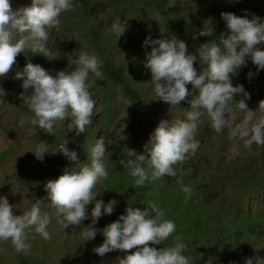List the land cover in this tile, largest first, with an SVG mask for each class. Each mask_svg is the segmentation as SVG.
<instances>
[{"label": "rangeland", "instance_id": "rangeland-1", "mask_svg": "<svg viewBox=\"0 0 264 264\" xmlns=\"http://www.w3.org/2000/svg\"><path fill=\"white\" fill-rule=\"evenodd\" d=\"M10 3L16 11L31 6L32 0H10ZM72 3V10L61 13L59 27L48 30L46 50L31 53L26 48L7 76L0 77V196L13 205L14 215L29 211L40 200L42 212L50 217L47 231L51 236L44 240L33 230L27 240L30 250L19 253L10 241L0 242V264H118V257L126 254L118 250L103 257L96 254L94 248L105 239L102 231H97L94 239L84 241L82 232L92 223L94 202L88 205L89 219L64 229L47 199V181L57 179L66 169L79 171L90 165V150L99 138L105 142L108 176L94 191L105 204L113 199L117 203L113 213L102 215L95 228L102 230L126 215L129 204L146 209L152 200L148 192H160L162 195L153 198L154 202H172L179 210H162L164 218L176 224V231L162 244L150 247L174 246V238L179 236L182 241L185 238L184 254L192 257L191 264H237L236 257L240 256H250L254 262L264 259V146L255 143L250 149L244 146L240 131L245 113L238 110L236 101L230 102L232 111L226 112V124L220 132L211 127L207 115L201 117L196 134L200 146L195 154L177 164L183 166L177 176L138 186L136 178L120 164L121 159L128 158L129 149L144 153V145L161 120L170 123L186 119L190 101L198 95V90L189 84L190 95L179 105L158 101L150 69L145 67L146 53L152 47L143 46L145 39L175 36L187 44L189 53H195L203 43L215 40L219 44L220 34L228 33L222 12L248 18L255 14L264 20V0H72ZM100 13L103 20L99 19ZM118 19L127 21V30L119 39L111 32L112 23ZM210 22L214 35L193 39ZM260 46L264 50V45ZM82 52L101 61L103 74L89 77L90 83L95 81L89 89L96 101L92 124L77 136L74 129L68 128L72 122L68 117L57 120L53 132L46 133L32 123L34 113L19 99L23 81L15 78L16 72L23 71L30 62L55 77L59 71L74 70L75 59ZM194 66L199 72V62ZM231 82L233 86L243 85L250 95L245 102L249 109L256 110L255 123L264 115L258 110L259 101L264 100V69H258L248 58L246 66L231 76ZM243 98V94L234 97ZM64 140L68 141L67 148L77 154L76 161L50 153ZM42 143L49 153L40 161L34 151ZM144 167H148L147 162ZM184 183L194 186L190 196L182 191ZM188 198H192L188 204L197 208L193 213L186 212L187 206L183 208ZM198 213L200 218H208L203 224L209 231L197 230L200 225L192 217ZM247 238L246 245L242 241Z\"/></svg>", "mask_w": 264, "mask_h": 264}, {"label": "clouds", "instance_id": "clouds-1", "mask_svg": "<svg viewBox=\"0 0 264 264\" xmlns=\"http://www.w3.org/2000/svg\"><path fill=\"white\" fill-rule=\"evenodd\" d=\"M73 8L72 0H32L29 7L14 11L10 0H0V77H5L16 64V58L26 48L31 53H43L49 39V29L58 28L62 12ZM221 17L228 33H221L220 43L215 40L203 43L195 53H189L187 44L177 39L162 36L159 39L146 38L143 46L151 45L146 53L145 67L150 69L154 94L169 105H179L190 95L188 85L198 90L190 101V110L186 119L170 122L161 120L144 145V153L128 150V158L120 164L128 169L135 184L142 186L146 181L153 183L177 176L181 165L189 154H195L200 146L196 134L201 117L207 115L211 127L220 132L225 127L226 112H231V101H236L240 112L245 113L240 138L246 148L252 144L264 146V115L255 123L256 110L249 109L246 100L250 95L243 85L233 86L231 76L246 66L247 59L258 69H264V20L253 14L251 18L237 16L231 12H222ZM99 19L103 20L102 13ZM127 30V21L118 19L111 25V32L119 39ZM214 28L210 24L203 27L197 36H213ZM19 36V39L16 37ZM77 56V55H76ZM75 59V69L59 71L50 75L40 65L26 63L23 71L16 72L15 78L23 81V92L19 99L34 113V125L46 133H52L57 120L71 118L69 130H75L77 136L83 134L92 124L96 111V101L89 91L92 83L90 74L102 77L101 61L95 55L80 53ZM199 62L200 71L194 66ZM252 73H249V77ZM31 90V91H30ZM243 94V99L234 97ZM258 110L264 114V100L259 101ZM235 135V133H233ZM68 141L55 151L71 161L77 160V154L67 148ZM106 147L103 138L97 139L90 150V165H84L79 171L65 170L57 179L48 180L45 185L50 206L56 210L59 223L65 228L79 226L89 219L88 205L91 209L92 223L84 227V241L95 238L97 231L105 237L103 243L94 248V252L103 257L113 251L126 253L118 257V264H191L192 257L184 254L187 245L179 236L174 238V246L150 247L160 245L176 231V224L164 218V212L155 204H148L141 210L129 204L126 215L108 224L102 230L94 225L102 215H111L116 200L107 204L97 199L95 189L108 172L105 166ZM49 153L45 144H40L34 154L43 161ZM147 154V155H146ZM147 162L148 167L144 164ZM171 179V178H170ZM182 191L189 196L192 189L183 186ZM42 202L36 200L29 211L14 215L13 205L6 197L0 196V242H11L16 252H27L30 244L28 235L34 232L44 240L51 239L47 227L50 217L41 210ZM259 249V248H257ZM246 264H253L248 259ZM257 264H264L259 258Z\"/></svg>", "mask_w": 264, "mask_h": 264}, {"label": "trees", "instance_id": "trees-1", "mask_svg": "<svg viewBox=\"0 0 264 264\" xmlns=\"http://www.w3.org/2000/svg\"><path fill=\"white\" fill-rule=\"evenodd\" d=\"M176 166H177V164L174 165L173 167L175 168ZM155 182H160V179L158 181H155ZM149 183L150 182L146 181L145 184H144V186L148 185ZM192 185H196V184H192ZM183 186H186L185 183L183 184ZM187 186H189V185H187ZM189 187L190 188H193L194 186H189ZM153 190H155L154 187H153ZM148 194L151 196V199H152V200H149L150 203H155L161 210L168 209V211H170V212H173L175 210L179 211L177 209V206H175V203H172V202L171 203H168L165 200L161 201L160 203L154 202V199L153 198L162 195L160 192L159 193H156V192H151L150 193V192H148ZM191 200H192V198L186 199V204L187 205L183 206V208L187 206L186 212H188V213H193L194 211L197 210V208L195 207V205H189L188 204V202H190ZM199 210H202V209H199ZM192 218L194 219V222H196V223H198L200 225V227L197 230H202V232L209 231L208 228L203 224V222L207 221L208 218H200L199 213L196 214V217H192ZM184 231H185V229H184ZM182 239H183V242H186L185 241V238L182 237ZM244 241L246 242V245L249 244V238H247L246 240H243L242 242H244ZM248 259H252V258L250 256H246V257H242V256L236 257V260H238L237 261V264H246V262H247ZM257 263H258V259L255 262L253 261V264H257Z\"/></svg>", "mask_w": 264, "mask_h": 264}]
</instances>
